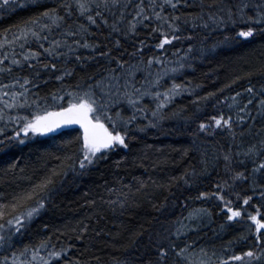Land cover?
<instances>
[{
	"label": "snow or ice",
	"instance_id": "6c2138e0",
	"mask_svg": "<svg viewBox=\"0 0 264 264\" xmlns=\"http://www.w3.org/2000/svg\"><path fill=\"white\" fill-rule=\"evenodd\" d=\"M20 12L26 14L0 28V148L62 129L77 135L61 141L65 147L51 168L50 153L38 157L31 172L15 161L7 165L5 175H20L19 182L0 190V264H107L100 255L72 254L73 236L67 233L76 240L89 232L98 239L111 236L101 221L137 205L136 194L148 186L147 180L140 179L139 187L113 185L105 189L106 196L84 199L87 214L57 228L55 237L49 232L23 245L15 237L41 216L68 179L85 175L117 149H129L133 128L144 132L172 118L194 120V138L223 134L229 142L214 145L211 160L202 151L200 170L189 167L169 178V191L173 181L195 185L221 163L224 176L217 177L214 189L197 191L201 203L187 216L157 221L158 230L149 224L142 251L139 238L145 225H139L130 241L137 251L112 257L110 264H264V60L203 95L195 94L200 84L173 78L193 66L188 61L205 58L222 44L264 39V0H0V16ZM230 25L234 27L223 39L208 45L205 36L197 50V29L212 32ZM169 53L180 54L175 63ZM240 80H246V87L222 99L217 95ZM185 92L194 94L192 112L187 105L175 106ZM214 98L221 106L205 116ZM156 203L158 213L167 211V197ZM214 211L222 218L214 235L247 223L238 236L201 245L199 236L192 239L189 233L199 231L205 220L214 223ZM242 243L247 246L239 248Z\"/></svg>",
	"mask_w": 264,
	"mask_h": 264
},
{
	"label": "trees",
	"instance_id": "16d2710c",
	"mask_svg": "<svg viewBox=\"0 0 264 264\" xmlns=\"http://www.w3.org/2000/svg\"><path fill=\"white\" fill-rule=\"evenodd\" d=\"M42 2L51 3V0H42ZM25 14L20 12L15 15L9 13L6 16H1L0 28L17 21ZM233 27L230 25L228 29H216L212 32L202 28L197 29L198 37L193 43L196 44L198 50L199 42L207 36L208 39L204 42L211 45L212 42L223 39L226 31L233 29ZM179 46L177 45V47ZM148 54H151V46H149ZM178 55L180 54L173 55L169 53V58L175 63V56ZM193 55L195 56L196 52ZM261 60H264V39L257 36L252 43L238 41L222 44L206 54L205 58L188 61L193 66L185 67L175 73L173 78L177 82L200 84L201 87L195 89V94L203 95L205 92L222 88L235 75L242 74L253 65H259ZM139 78L138 74L137 79L139 80ZM253 79L258 80L259 77L256 76ZM165 81L171 83V80L167 77ZM242 87H246V80H240L232 84L230 88H224V91L222 93L217 92V95L222 99L224 95H230L233 91H239ZM193 100L194 94L185 92L183 95L176 97L175 106L187 105V110L192 112L194 110ZM212 105L213 107L204 110L205 116L212 113L214 107L221 106L215 105V98ZM172 107L173 105H170L169 110ZM141 122L146 123L143 120ZM196 128L197 124L194 120L187 121L178 118L165 119L161 121V126L149 127L144 132H139L133 128L131 134L135 139L131 141L129 149H117L85 175L68 179L63 187L56 192L50 206L41 216L32 222L23 235L15 237L16 244L31 243L49 232L53 234V237L59 235L55 231L57 228L63 229L65 225H71L76 219L87 214V206L83 203L84 199L106 196L105 189L113 185L118 189L127 184L139 187L138 181L144 179L148 181V186L136 194L138 196L137 205L131 207L123 215L118 213L116 215L108 214L107 219L101 221L99 226L104 227L107 225V231L111 233V236H102L98 239L93 233L89 232L84 240H76L73 233H67V235L73 236L72 254L100 255L102 261L110 264L112 257L122 258L137 251L136 246H130V241L135 239L131 234L139 230V225L144 224L145 233L139 238V250L142 251L143 246L148 243V233L151 231V228L148 227L149 224L158 230L159 222L165 220L175 221L177 217L187 216L191 207L198 206L201 203L200 200L195 199L197 191L214 189L217 177L224 176L221 163L219 166L210 167L206 173L202 174L199 182L195 185L189 187L173 181L171 191H169V185L165 183L169 178L178 177L189 167L200 170L202 151H208L209 160H211V156L214 154L212 151L213 146L224 145L229 142V138L223 134L216 136L202 134L198 138H194L192 133ZM8 134H11V130ZM76 135L77 132L74 130L59 131L43 137H36L24 144L14 142L8 144L7 147L0 148V190L6 191L9 184L19 182L17 180L20 175L19 172L5 175L9 163L15 161L18 168L22 167L31 172L38 163V157L50 153L51 156L47 160V165L51 168L59 163L56 157L62 155L61 149L65 147L61 141L68 140ZM0 139H3V136H0ZM194 139L195 143L193 144ZM185 149H188L186 155L183 154ZM73 150H75L74 147ZM121 157L124 159H121ZM154 164L155 167H153ZM73 175V173H69V177H73ZM153 181L157 185L163 183L164 186L156 187L153 185ZM165 197L168 199L167 211L158 213L153 205L156 204V207H159L156 202L163 201ZM186 198H188L187 206L184 205ZM214 216V223L209 224L205 220L199 231L193 229L189 233L191 238L197 239V236H199L198 243L201 245L210 243L219 245L221 242L238 236L243 230L242 224H234L227 231L214 235L217 232V226L222 223L218 211H214ZM45 223L49 225L48 229L43 228ZM246 246L242 243L238 247L243 248ZM126 248L127 252L125 251ZM2 255L3 252H0V256ZM93 264H95V261H93Z\"/></svg>",
	"mask_w": 264,
	"mask_h": 264
},
{
	"label": "water",
	"instance_id": "95a60500",
	"mask_svg": "<svg viewBox=\"0 0 264 264\" xmlns=\"http://www.w3.org/2000/svg\"><path fill=\"white\" fill-rule=\"evenodd\" d=\"M72 128H73V129H77V128H79V126H78V125H75V126H72ZM65 130H67V129H62V130H60V131H65Z\"/></svg>",
	"mask_w": 264,
	"mask_h": 264
},
{
	"label": "rangeland",
	"instance_id": "374dc122",
	"mask_svg": "<svg viewBox=\"0 0 264 264\" xmlns=\"http://www.w3.org/2000/svg\"><path fill=\"white\" fill-rule=\"evenodd\" d=\"M0 17H1V16H0ZM48 135H49V134H48ZM44 136H46V135H44ZM37 137H43V136H37ZM34 138H36V137H34ZM34 138H33V139H34ZM26 142H27V141H26ZM246 223H247V222L241 223V224L243 225V226H242L243 228H244V226H245Z\"/></svg>",
	"mask_w": 264,
	"mask_h": 264
}]
</instances>
